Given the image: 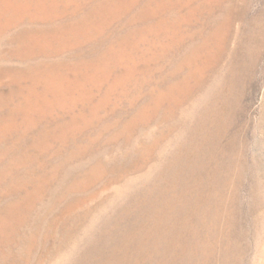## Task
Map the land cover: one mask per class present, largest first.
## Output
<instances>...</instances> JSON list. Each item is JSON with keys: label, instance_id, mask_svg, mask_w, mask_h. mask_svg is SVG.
<instances>
[{"label": "rangeland", "instance_id": "rangeland-1", "mask_svg": "<svg viewBox=\"0 0 264 264\" xmlns=\"http://www.w3.org/2000/svg\"><path fill=\"white\" fill-rule=\"evenodd\" d=\"M0 264H264V0H0Z\"/></svg>", "mask_w": 264, "mask_h": 264}]
</instances>
